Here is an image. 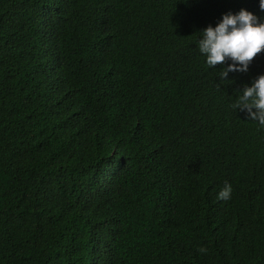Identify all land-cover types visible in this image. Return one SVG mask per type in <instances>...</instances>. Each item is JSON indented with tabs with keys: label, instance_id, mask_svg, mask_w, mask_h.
<instances>
[{
	"label": "trees",
	"instance_id": "trees-1",
	"mask_svg": "<svg viewBox=\"0 0 264 264\" xmlns=\"http://www.w3.org/2000/svg\"><path fill=\"white\" fill-rule=\"evenodd\" d=\"M241 9L264 22L259 0H0V264H264V127L233 107L264 51L223 81L197 47Z\"/></svg>",
	"mask_w": 264,
	"mask_h": 264
},
{
	"label": "clouds",
	"instance_id": "clouds-1",
	"mask_svg": "<svg viewBox=\"0 0 264 264\" xmlns=\"http://www.w3.org/2000/svg\"><path fill=\"white\" fill-rule=\"evenodd\" d=\"M259 8L264 12V0H259ZM197 47L208 68L227 63L220 75L221 80L227 81L230 73H246L253 59L264 51V22L245 9L225 14L215 27L209 26L200 32ZM240 93L233 107L243 112L247 120L264 127V75ZM231 193L232 187L226 183L218 199L227 200ZM198 251L204 254L207 250Z\"/></svg>",
	"mask_w": 264,
	"mask_h": 264
}]
</instances>
